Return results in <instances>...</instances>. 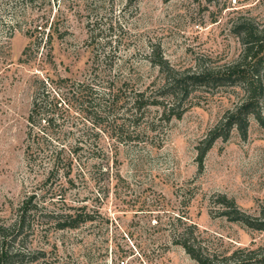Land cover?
Returning a JSON list of instances; mask_svg holds the SVG:
<instances>
[{"label":"rangeland","instance_id":"374dc122","mask_svg":"<svg viewBox=\"0 0 264 264\" xmlns=\"http://www.w3.org/2000/svg\"><path fill=\"white\" fill-rule=\"evenodd\" d=\"M243 20L263 29L264 0H0V222L29 192L36 201L47 192L49 209L85 206L92 216L70 229L35 218L22 248L36 260L23 264H199L176 243L187 225L211 249L264 244L263 231L230 221L218 201L264 211V123L250 115L242 131L216 137L200 166L210 133L245 95L193 84L168 112L174 98L153 64L155 53L180 73L235 63ZM45 74L89 83L107 114L95 127L78 95L58 91L71 104L54 114L69 131L61 137L80 147L69 176L60 169L44 185L47 160L27 148V116ZM138 92L159 103L138 109ZM258 106L264 120V99Z\"/></svg>","mask_w":264,"mask_h":264},{"label":"trees","instance_id":"16d2710c","mask_svg":"<svg viewBox=\"0 0 264 264\" xmlns=\"http://www.w3.org/2000/svg\"><path fill=\"white\" fill-rule=\"evenodd\" d=\"M236 25L235 32L241 40L242 49L235 63L227 66L224 64L219 70L205 68L201 72L191 74L190 72H175L167 60L162 58V55L155 53L156 59L153 64L167 76L168 84H166L165 91L174 98V104L165 109L168 112H172L180 106V102L190 94V86L193 84L236 87L238 93L245 95L242 102L236 107L237 112L227 116L223 128L219 132L210 133L205 149L201 150L199 154V165L203 153L210 147L212 140L221 135L226 139L233 126H237L242 131L245 129L248 116L251 115L264 123L258 109L259 101L264 99V28L258 29L247 20L239 21ZM49 35H47L48 41L51 40V33ZM69 81L67 77L60 75L53 77L45 74L41 78H36L35 82L27 116V140H30L27 148H34L37 151V153H33L34 155L39 154L46 157L48 168L44 185L52 177L57 176L60 169L63 176H69L71 165L80 147L79 144L65 142L61 137L67 136L69 131L67 132L62 127L54 114L63 105L61 101L66 107H70L71 104L69 100L62 99L58 91L66 87L72 96L78 95L82 110L90 115L88 117L95 127L102 124L100 121L107 114V98H104L98 89L89 83L70 84ZM100 98L104 102L96 101ZM143 99H148L144 92H138L134 96V103H137L138 109L144 104L159 103L157 100L148 102ZM126 127L128 128V126ZM126 127L125 130H127ZM120 129H124L123 125L120 126ZM28 154L27 151V156ZM68 181L72 182V179L68 178ZM46 194L47 192H43L39 196V201H36L37 192H29L22 205L17 209L15 218L7 223L0 222V264H23L25 259H28V262L36 260L33 255L25 254L22 248L23 241L29 233L28 231L32 229L35 218L38 221H44L47 227L54 226L56 229L77 228L91 220V213L85 210V206L67 205L62 209L45 207ZM218 201L222 204L221 214L227 219L264 232V211L260 216L252 217L238 209L235 202L224 195L219 196ZM176 243L182 246L186 253L199 264H264V244L211 249L199 240L193 225H187L184 230L179 232ZM40 264L52 263L42 260Z\"/></svg>","mask_w":264,"mask_h":264}]
</instances>
